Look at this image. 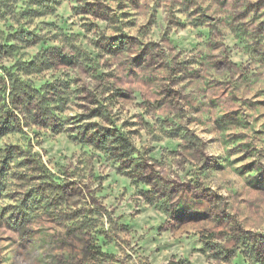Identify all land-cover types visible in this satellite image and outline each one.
I'll return each instance as SVG.
<instances>
[{"label":"rangeland","instance_id":"rangeland-1","mask_svg":"<svg viewBox=\"0 0 264 264\" xmlns=\"http://www.w3.org/2000/svg\"><path fill=\"white\" fill-rule=\"evenodd\" d=\"M161 2L156 0L147 5L151 10L146 13L143 0H0V148L15 145L18 159H38L47 168L29 162L12 169L16 174L7 179V196H0V210L7 204H15L22 192L41 194L42 201L31 205L27 229L22 234L35 235L54 229L52 235L60 233L66 237L56 249V255H68L76 248L79 249L77 256L92 261L101 258V264L104 259L117 257L121 252L119 245L100 227L102 221L97 219L103 199L119 221L117 230L121 237L117 239L125 245L132 244L126 259L131 260L134 255L145 258L138 264H264V230H261L264 228V169L251 159V153L240 154L243 147H248L246 130L253 122L260 125L254 136L264 135V87L248 84L249 79L259 84V74L254 72L249 77L239 73L236 79L240 83L233 91L224 85H231L233 69L229 65L238 62L225 57L205 65L197 53L201 37L212 35L215 27L217 17L211 12L213 5L222 8L227 0H208L206 7L188 11L186 19L180 16L187 9L177 8L175 18L164 19L160 34ZM193 2L189 0L188 7ZM236 4L239 5V0ZM233 19L241 21V40L264 33V0L246 4ZM102 25H119L128 31L112 27L109 31L113 34L101 33L94 39L95 30ZM252 25L255 28L249 32ZM261 43V39H255L251 46L244 45V54L258 57L257 64L264 63V54L259 50ZM65 47L75 55H69ZM130 48L133 52L129 62L122 57ZM219 48V43L213 46V57L220 55ZM93 50L98 51L93 54ZM59 51L70 60L61 59ZM153 66L161 73L172 75V84L184 85L187 80L188 85H198L206 81L201 89L206 103L193 105V115L188 117L186 126L177 124L165 133L163 140L167 144L152 137L156 142L144 146L140 141L144 133L136 108L141 103L153 105L157 122L167 128L170 98L180 96L174 87L163 90L164 100L147 91L139 78L145 69ZM177 72L183 75L177 77ZM213 73L215 79H208ZM224 74L230 79L225 81ZM96 80L109 82L103 88V102L89 91V84ZM95 88L100 89V84ZM245 91L247 97L241 94ZM108 101L120 113L115 121L108 113ZM89 104L93 106L89 108ZM245 108L247 112L243 111ZM70 109L73 114H69ZM202 114L219 136L227 138L226 143L234 145L229 149V155L235 156L230 164L226 161L210 168L212 157L196 160L193 149L207 132L199 122ZM253 116L254 120L250 119ZM102 119L115 126L105 127L99 123ZM2 120H8L9 128L2 125ZM121 128L129 129V136H137V146L133 147L131 156L122 154L118 148L109 153L99 144L101 137L115 138L118 133L123 134ZM109 140L107 146L111 145ZM215 140L213 137L208 143ZM141 152L155 161V167L147 159H141ZM231 166L247 179L240 188L232 189L230 196H223L216 192V183L206 174L224 173ZM169 172L180 178L168 181L167 200L185 194L176 201L178 207L172 211L164 203H157L153 185L156 177L164 180ZM22 173L29 178L20 177ZM80 173L94 186L79 179ZM45 180L44 186L57 185L59 191L39 189L37 185ZM55 180L59 184H54ZM193 189L197 191L193 193ZM159 198L163 200V194ZM194 201L212 205L213 210L220 204L224 207L213 214V211L193 210ZM69 203L72 211L51 218V210ZM240 217L247 222V227L228 229L235 234L230 241L220 243L226 234L225 225ZM90 225L95 227L91 241L81 243L79 237L73 239L79 232L88 236ZM16 232L17 229L5 222L0 224L3 264H12V257L7 255L10 249L24 247L17 245L13 238ZM89 245H95L92 251L86 250ZM96 246L102 252H96Z\"/></svg>","mask_w":264,"mask_h":264},{"label":"clouds","instance_id":"clouds-1","mask_svg":"<svg viewBox=\"0 0 264 264\" xmlns=\"http://www.w3.org/2000/svg\"><path fill=\"white\" fill-rule=\"evenodd\" d=\"M95 2V0H93ZM106 2H111V0H106ZM156 0H143L145 5L146 13L151 9L147 8V5L155 3ZM255 2V0H239V5L237 6L236 0H227V3L222 8H218L216 5H213L211 12L217 17V21L215 22V27L212 30V35H205L201 37V45L197 49V53L201 58V61L208 64L209 61H214L217 59L227 58L228 61H237L238 63L229 65L233 70L231 73V85H224L230 87L233 91L239 85L240 81L236 79L237 75L243 72L246 76H251L252 73H258V79L260 83L257 84L255 80L249 79V86L255 85L256 87H264V63L257 64L256 60L258 57H249V55H245L244 45H252L255 39H261L262 43L259 45V50L261 54H264V33L259 36H249L246 39H240V33L242 28L240 27L241 21L234 20L233 17L236 13L242 10V8L248 4ZM208 0H194L191 7H188L189 0H162L161 8H160V16L161 23L158 25V29H160V34H162L163 21L165 18H175L177 13V8H186L187 11L184 12L183 16H180L181 19L187 18L188 11H191L195 7H206ZM175 5V6H173ZM115 7V4H113ZM116 27L118 31H128V29L122 28L119 25H102L101 28L95 30L94 39L98 38L101 33L107 32L108 34H113L109 31L110 28ZM255 28V25H252L249 29V32ZM142 35V33H141ZM225 35L227 38L225 39ZM217 43L220 44L219 52L220 55L213 57L211 52L213 50V46ZM233 45H237L236 48ZM65 51L69 53V55H75L74 51H71L69 48L65 47ZM95 51L93 50V54ZM133 49H129L127 55L122 57L123 60L129 61L131 58V54ZM240 53L239 55L237 53ZM192 55V53H189ZM95 66V65H94ZM111 69H101V71H110ZM191 70V69H189ZM95 75V73L93 74ZM177 77L183 75V73L177 72L175 74ZM222 78L227 81L230 77L226 74L222 75ZM64 79V77H61ZM141 80L142 85H144L147 91L154 96H156L159 100H164L165 97L162 94L163 90L166 88H176L180 92V96H176L174 98H170L171 107L169 112L167 113L170 124L167 128H165L161 123L157 122L156 113L154 111L153 105H145L143 103L140 104L136 111L139 113L137 117L140 120V129L144 133L143 136H140V141L144 146L148 144L155 143L156 141L152 140V137L158 138V140L167 144V141L163 140L165 133L174 128L177 124L187 125V120L189 116H192L193 113L191 108L195 104H199L201 102H205V94L201 91L204 88L206 81H201L198 85H188V81L185 80L184 85L180 83L172 84L171 80L173 79L172 75L168 73H161L153 68L145 69L142 77L139 78ZM208 79H215V73L208 76ZM108 81L96 80L89 84V91L93 93L96 99L101 102L104 101L105 93L103 92V88L108 85ZM100 84V89H96L95 85ZM245 97H247L248 93L245 91L241 93ZM87 95V93H85ZM137 100H140V91L136 93ZM92 99V97H89ZM169 100H165L166 104H169ZM178 101V103H176ZM93 105L89 104L88 107L91 108ZM174 108V110H172ZM183 108L184 112L181 113L180 109ZM108 113L111 115L113 121L120 115L117 112V106L114 105L112 101H108L107 103ZM79 111V109H77ZM223 111V109H221ZM243 111L247 112L248 110L245 108ZM69 114H73L71 109L69 110ZM123 119H127V117H123ZM250 119L254 120V116L250 117ZM148 123L145 124L144 122ZM200 124L203 129H206V135L204 139L197 142V147L193 149L194 155L197 161H201L207 159L208 157H212L213 159L209 160V167L218 166L220 164H224L226 161L230 164L232 159H235L234 155H229V149L233 148L234 145L232 143H226V137L219 136L215 131L213 124L205 119L204 115L200 116ZM100 124L105 125V127H113L115 125L111 123H106L105 120H100ZM71 126V125H68ZM66 126V127H68ZM260 125L253 122L247 128V136L246 142L248 147H243L240 151V154L243 155L245 152L251 153V159L257 162V166L261 169H264V135L254 136V133ZM120 132L123 133L128 139L131 141L130 148L137 146V136H129V129L121 128ZM119 135V133L117 134ZM213 137H216L214 143L209 144L208 141L212 140ZM184 143L187 144L188 140L185 137ZM157 148H159V144H157ZM157 158L159 157V152L155 153ZM141 159H147L148 163L153 164L155 167V161L152 159H148L144 156L143 152L140 153ZM219 157L220 159H215ZM122 162V161H119ZM183 167V165H181ZM151 169L148 170L150 172ZM148 173L146 172L145 175ZM206 175L213 179V182L216 183V192L220 193L223 196H230L231 191L234 188H240L243 185L246 176H240L239 173L235 170V166L229 167L227 172L218 173L213 175L211 171H209ZM215 176H219L220 179L217 180ZM79 179L84 180V182L89 183L90 186H94L91 184L89 180L85 178L84 173L79 174ZM178 175H175L172 172H169L167 176H165L164 180H160L159 177H156L153 180V185L156 189L157 194V203H164L166 207H169V210L172 211L178 207L176 201L184 196V193H180L176 197L171 200H167V193L169 189L168 181L171 179H179ZM235 181V184H227L225 181ZM197 189H193V193H195ZM163 194L164 199H160L159 197ZM211 195V194H210ZM214 198V197H213ZM90 206V205H89ZM102 206V207H101ZM115 205H112L114 207ZM193 210L200 211H213L219 212L220 209L224 207L223 204H220L219 208L213 210L212 205L207 203H201L198 201H194L191 204ZM106 209V210H105ZM52 211V217L56 218L57 214H62L65 212L72 211L71 203L63 204L60 207H57ZM98 211L100 212V216L97 218L102 221L100 223V227L104 228L108 231L111 236L113 242L119 245L121 252L118 253L117 257L114 259H104L102 264H138V261H143L145 258L139 255H134L131 260L126 259L129 255V248L132 247V244L129 243L127 245L121 243V239H117V237H121L120 231H118L119 221L116 219V216L112 213V208L104 205L103 199L100 201V206H98ZM63 223L62 221H58ZM236 227L246 228L247 222L243 220L242 217L238 218V220H233L231 223L225 225L226 234L221 239L220 243H226L231 240V237L235 234L234 231H228V229H234ZM261 230H264L262 228ZM55 230L54 229H46L44 232L39 234H28L23 235L22 231H18L13 234V238L17 241V245L23 244L24 247L20 248L18 246H14L13 249H10L8 252V256L12 257V264H101V258H98L96 261H92L90 259H84L82 257L77 256L79 249H72L70 254L68 255H56V249L60 247V242L65 240L66 237L61 235L60 233H56L52 235ZM89 232L88 236H85L83 232H79L78 234H74L73 239L77 237L80 238L81 243L91 241V234L94 233L95 227L94 225H90L87 229ZM194 239V238H193ZM133 243H139V241H133ZM71 241H69V246ZM19 253V255H17ZM5 257L0 256V264H3ZM149 260L152 258L149 257ZM209 264H213V262H209Z\"/></svg>","mask_w":264,"mask_h":264},{"label":"trees","instance_id":"trees-1","mask_svg":"<svg viewBox=\"0 0 264 264\" xmlns=\"http://www.w3.org/2000/svg\"><path fill=\"white\" fill-rule=\"evenodd\" d=\"M59 55L61 59L65 61H69L70 59L67 57L66 54H63L62 52L59 51ZM8 120H2V125L6 126L5 128H9ZM2 129L4 127H1ZM7 132V130L5 131ZM107 139L112 140L111 145L107 146ZM109 140V141H110ZM100 146H102L104 149H107L109 153H112V150L115 148H118L121 150L122 154H125L126 156H131L133 152V147L130 148L131 141L124 136L123 134H119L115 136V138H109L108 136L101 137L99 140ZM17 146L15 145H5L4 147L0 148V196L1 197H6L5 193V185L7 182L8 177L10 175H13L14 170L19 166V165H27L30 164L29 162L35 163L34 165L36 167H41L42 169L47 168L44 166L41 161L38 159H32L31 161H27L24 158L18 159V157L15 155V153L18 151ZM14 169V170H12ZM11 170V171H10ZM47 172V171H45ZM16 174V173H14ZM20 177H23L24 179H28L29 176L26 173H22ZM45 181L40 182L37 187L41 189L42 187H46L52 191H59L60 187H57V185L53 184H46L45 186L43 185ZM59 184V181L55 180L54 184ZM39 201H42V195L37 193H32L28 194L26 192H22L20 194V197L17 198L16 203L13 205H6L7 207H2L0 210V224L2 222H5L11 227H14L18 231H24L27 229L26 222H27V216H29V211L31 208V205L38 203ZM16 210V211H15ZM16 212V213H15ZM15 213V214H14ZM95 247V245H89V247H86L87 251H92L91 248ZM97 247V246H96ZM96 252H102L97 248H95Z\"/></svg>","mask_w":264,"mask_h":264}]
</instances>
